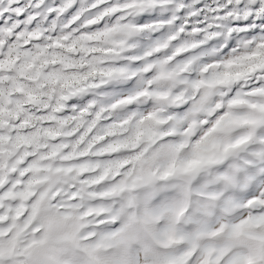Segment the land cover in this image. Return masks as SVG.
<instances>
[{"label": "snow or ice", "instance_id": "1", "mask_svg": "<svg viewBox=\"0 0 264 264\" xmlns=\"http://www.w3.org/2000/svg\"><path fill=\"white\" fill-rule=\"evenodd\" d=\"M0 264H264V0H0Z\"/></svg>", "mask_w": 264, "mask_h": 264}]
</instances>
